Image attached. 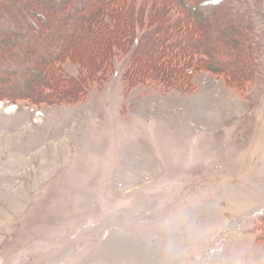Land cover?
<instances>
[{"label": "rangeland", "instance_id": "obj_1", "mask_svg": "<svg viewBox=\"0 0 264 264\" xmlns=\"http://www.w3.org/2000/svg\"><path fill=\"white\" fill-rule=\"evenodd\" d=\"M217 1L251 28L250 82L0 98V264H264V0Z\"/></svg>", "mask_w": 264, "mask_h": 264}, {"label": "trees", "instance_id": "obj_2", "mask_svg": "<svg viewBox=\"0 0 264 264\" xmlns=\"http://www.w3.org/2000/svg\"><path fill=\"white\" fill-rule=\"evenodd\" d=\"M220 4L0 0V98L75 102L110 73L128 86L152 80L173 86L189 82L192 67L250 82L261 71L251 28L222 20ZM66 61L79 66L77 76L66 72Z\"/></svg>", "mask_w": 264, "mask_h": 264}]
</instances>
